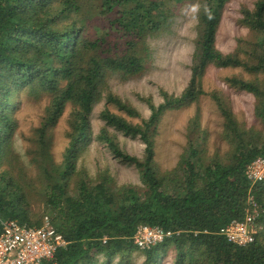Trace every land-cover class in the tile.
Listing matches in <instances>:
<instances>
[{"label":"trees","instance_id":"16d2710c","mask_svg":"<svg viewBox=\"0 0 264 264\" xmlns=\"http://www.w3.org/2000/svg\"><path fill=\"white\" fill-rule=\"evenodd\" d=\"M184 1L0 0V215L30 226L50 216L69 244L48 264H112L116 258L122 264L136 250L145 255L143 264H160L171 252L176 264H264V180L251 183L245 173L251 161L264 156V0L243 6L242 23L252 38L228 53L217 46V35L231 0H200L191 78L184 90L161 89L159 104L148 98L151 113L139 122L111 108L141 116L108 88L107 76L144 73L151 58L149 38L170 30L176 14L171 4ZM211 65L239 67L251 75L238 72L226 80L254 95L260 127L239 120L221 91L205 90ZM22 90L49 96L37 128L43 148L48 128L71 105L63 160L40 163L38 174L14 146L18 120L13 112ZM204 95L222 114L228 150L210 151L194 120L197 112L190 122L195 135H189L177 165L161 170L155 155L163 115ZM103 99L104 125L96 139L114 158L137 167L140 184H118L108 169L91 175L78 165L91 135L90 116ZM115 131L139 136L144 156L126 151ZM250 195L260 205L259 230L254 242L240 246L219 231L245 216ZM35 201H42V211ZM141 224L162 226L173 235L141 249L133 238Z\"/></svg>","mask_w":264,"mask_h":264},{"label":"rangeland","instance_id":"374dc122","mask_svg":"<svg viewBox=\"0 0 264 264\" xmlns=\"http://www.w3.org/2000/svg\"><path fill=\"white\" fill-rule=\"evenodd\" d=\"M200 0H185L178 5L171 4L176 14L170 30L148 40L151 49V58L147 70L139 75L124 78L120 73L109 72L107 76L108 88L138 109L141 116L131 117L118 110L111 104L114 111L126 115L134 122L141 121L151 113L148 98L159 104L162 100L161 89L170 93L180 94L188 85L191 78V66L197 39L198 10ZM256 0H231L224 11L223 19L217 35V46L224 52H232L238 46H244L252 38L250 29L242 23L243 6L253 7ZM243 72L239 67L221 68L211 65L204 76V88L211 92L218 90L223 93L232 107L237 118L248 125L260 127L262 124L254 113L255 97L252 93L231 86L226 78L234 73ZM106 99L99 102L91 116V135L78 161L81 168L89 174L95 175L103 169H108L118 184H140V172L133 164L123 163L114 158L105 145L96 139L104 121L100 112L105 107ZM17 106L13 115L18 120L14 136L16 153L21 155L23 163L34 174L39 173L40 163L50 164L52 161L60 163L68 145L70 130L69 117L71 105L68 104L64 114L54 126L48 128L43 148L37 128L42 126L43 115L49 104V96L41 93L38 96H29L22 90L16 98ZM200 113L199 119H194ZM197 120L200 123L199 134L207 140L211 152L220 149L228 150L229 144L223 139V117L216 102L210 95H204L198 103L184 105L168 110L162 117L159 133L156 139V161L161 170L174 168L191 132L190 122ZM122 147L131 154L143 157L145 145L139 136L127 135L115 131ZM201 138V139H202ZM39 201V199H38ZM36 203L42 211V201ZM50 217V216H49ZM175 253L165 255L160 264H176ZM145 255L141 250L130 253L122 264H143ZM112 264H121L119 258Z\"/></svg>","mask_w":264,"mask_h":264},{"label":"built area","instance_id":"2783aa9c","mask_svg":"<svg viewBox=\"0 0 264 264\" xmlns=\"http://www.w3.org/2000/svg\"><path fill=\"white\" fill-rule=\"evenodd\" d=\"M251 183L264 180V156L251 161L245 170ZM260 205L254 195L248 199V208L242 219H234L220 229V234L240 246L254 242L259 230L257 217ZM173 235L159 225L141 224L134 234V243L141 249H149ZM66 237L45 215L40 226H30L17 219L0 215V264H48L57 252L67 248Z\"/></svg>","mask_w":264,"mask_h":264}]
</instances>
